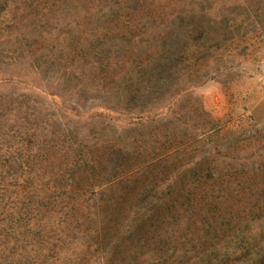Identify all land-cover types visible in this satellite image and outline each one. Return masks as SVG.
I'll return each mask as SVG.
<instances>
[{
  "label": "rangeland",
  "instance_id": "rangeland-1",
  "mask_svg": "<svg viewBox=\"0 0 264 264\" xmlns=\"http://www.w3.org/2000/svg\"><path fill=\"white\" fill-rule=\"evenodd\" d=\"M28 110L131 171L64 201L63 264H264V0H0L3 154Z\"/></svg>",
  "mask_w": 264,
  "mask_h": 264
},
{
  "label": "trees",
  "instance_id": "trees-1",
  "mask_svg": "<svg viewBox=\"0 0 264 264\" xmlns=\"http://www.w3.org/2000/svg\"><path fill=\"white\" fill-rule=\"evenodd\" d=\"M151 77L149 81L133 78L129 84L134 92L144 86L145 91L153 93L163 85V79L159 76L153 82ZM26 104L30 106V103ZM107 108L110 113L116 111L115 107ZM6 110L12 111L11 108ZM70 111L78 113L73 107ZM18 116L20 119L10 127L8 136L12 134V138L19 141L11 144L9 139L6 140L5 154L1 152L3 144L0 149V264H63L57 248L65 246L69 236L75 237L73 230L81 227L77 220L76 226L75 223L68 225V235L60 230L69 218L64 201L87 197L88 203L94 197H100L105 188L127 182L130 176L127 174L131 172L126 171L130 170L126 167L128 159L113 147H106L107 153L99 152L98 160L92 157L93 151L86 152L77 132L67 128L55 114L50 115V121L47 120L49 115L40 118L29 110ZM128 188L127 185L126 197L130 196ZM149 193H153V189ZM174 193L175 197L180 196L179 191L174 190ZM174 193L169 190L168 195ZM183 196L190 199V190ZM100 202L105 204L102 197ZM105 208V212L110 210L109 206ZM49 213L56 214L57 219L51 236L45 232ZM109 246L101 252L109 258L107 264H112L114 256L111 254L116 247ZM123 264L132 263L129 260Z\"/></svg>",
  "mask_w": 264,
  "mask_h": 264
}]
</instances>
